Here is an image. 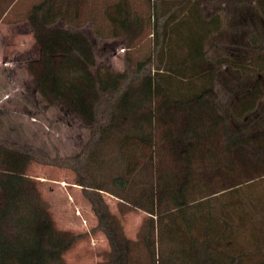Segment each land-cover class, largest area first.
Here are the masks:
<instances>
[{"label":"rangeland","instance_id":"rangeland-1","mask_svg":"<svg viewBox=\"0 0 264 264\" xmlns=\"http://www.w3.org/2000/svg\"><path fill=\"white\" fill-rule=\"evenodd\" d=\"M42 1L0 0V142L19 149H38L39 159L32 161L26 170V176L32 180L28 190L38 193L50 204L59 230L78 236L63 254L65 261L68 264H117L118 251L110 237L115 238L124 251L126 237L132 249L127 251L124 264L148 263L150 257L139 233L150 213L107 189L85 184L109 183L108 177H114L118 171L125 172L135 181V189L127 195L145 196L147 191L142 183L154 170L156 208L160 190L156 186L157 176H176L181 180L186 176L190 180L188 187L195 188L190 193L193 198L202 196L208 187L219 191L213 194L211 205L203 207L205 213L212 210L217 221L221 245L218 244L215 256L219 264H229L233 257L240 258V264H264V0H197L206 18L220 17L221 28L210 34L205 42L206 64L214 68L218 112L230 130L242 128L251 135L257 133L251 137L249 148L236 145L227 151L221 142V127L208 141L197 143L199 149L191 162H186L183 155L193 154V150L184 148L177 153L167 135H161L163 128L165 132L172 127V113L156 98L153 100V139L122 136L112 156L123 168L111 172L87 163V152L94 145L96 130L86 126L65 102H51L37 88L35 77L42 72L44 62L29 16L34 6ZM154 1L54 0V26H74L83 30L94 43L99 67L127 71L131 76L136 74L139 62L150 57L151 63H147L146 69L151 65L154 72L160 60L181 61L187 52L179 34L171 32L165 46L171 42L174 55L157 53ZM162 1L169 7L181 0ZM118 3L132 11L129 29L112 20L118 14ZM235 62L261 69L244 71L234 65ZM256 80L259 87L254 85ZM252 86L256 87V96L259 89L262 90L256 102L249 96L237 99ZM112 101L110 98L109 105ZM245 105H253V108L244 112ZM178 119L179 124L184 121L182 113ZM157 135L166 139L162 140V145L157 143ZM105 151L101 149L102 153ZM158 153H162L161 159H157L160 158ZM90 197L96 200L97 210ZM3 199L0 185V203ZM167 200L171 203L170 198ZM145 203L148 204V200ZM159 215L155 214L156 221ZM225 222L229 223L227 228ZM177 233L174 229L172 235L176 241L174 244L165 241V248L167 252L175 248L183 254L187 249L179 243ZM183 237L181 242L185 240ZM157 248L159 250L158 241ZM179 264H183L182 261Z\"/></svg>","mask_w":264,"mask_h":264},{"label":"trees","instance_id":"trees-1","mask_svg":"<svg viewBox=\"0 0 264 264\" xmlns=\"http://www.w3.org/2000/svg\"><path fill=\"white\" fill-rule=\"evenodd\" d=\"M53 1L43 0L36 4L29 16L44 62L42 72L37 74L35 81L39 91L51 102H65L86 126L96 130L94 145L87 152L89 166L93 164L104 167L107 172L123 168L121 162L117 164L115 156H112L122 136L153 139V100L156 98L172 113V127H168L165 132L163 128L161 135H167L166 138L173 143L172 148L177 153L184 148L193 150V154L190 152L183 155L186 162H191L199 149L197 143L208 141L212 135L219 133L221 127L223 148L227 151L236 145L249 148L248 144L253 139L251 137L257 133L251 135L242 128L230 130L225 118L218 112L214 68L206 64L208 57L205 42L210 34L221 28L220 17L215 15L206 18L199 1L181 0L169 7L162 0L154 1L157 53L161 54L162 51L163 56L174 55L175 49L169 45L171 42L165 46L171 32L179 34L187 46V52L181 61L160 60L154 72L151 65L146 69L147 63H151L148 57V61L139 62L136 74L131 76L127 71L99 67L94 43L83 30L74 26L55 27ZM116 6L118 14L113 20L129 29L132 23L131 9L120 3ZM59 13L62 14V11ZM179 27L186 32L179 30ZM235 63L244 71L261 69L250 64ZM254 85L259 87V81L256 80ZM255 86L248 88L237 99L249 96L256 102L262 90L259 89L256 96ZM110 98L113 101L109 105ZM245 102L249 103L250 100ZM159 105L157 108L161 110ZM251 108L253 105H245L243 111L247 112ZM181 113L184 121L179 124ZM161 135H157L156 140L160 145L163 144L162 140H166ZM102 148L110 151L102 153ZM161 156L162 153H158L160 158L157 159H161ZM36 159H39V154L35 147L19 149L0 142V185L4 191V199L0 203V264H68L63 254L78 238L69 231L59 230L50 211V204L38 193L29 192L32 180L26 176V170ZM152 159L151 156L148 161L150 170ZM113 176L106 179L109 183L84 184L107 189L150 213L139 233L150 257L147 264H179L181 261L183 264H219L215 256L217 246L221 245L220 234L216 229L218 226L215 224L217 221L212 210L207 213L203 211L204 205H211L212 196L218 190L208 187L207 192L200 196L206 197L207 201H197L200 197L193 198L190 195L195 188L188 187L190 180L186 176L184 180L176 176H157L156 186L160 190L157 193L156 208L154 170L149 172L146 182L142 183L147 191L145 196L140 194L144 198L140 195H127L135 189V181L127 177L125 172L118 171ZM99 195H102L101 192ZM167 197L171 203L167 202ZM92 200L97 210L96 200ZM147 200L148 204L145 203ZM195 207L198 208L192 209ZM174 208L178 209L175 211ZM155 214H160L158 221ZM112 217L116 221V217ZM228 225L225 222L226 228ZM174 229L179 232V243L187 249L183 254L175 248L166 251L165 241L170 240L173 244L176 241L172 235ZM182 236L185 239L183 242ZM110 239L118 251L117 264L126 263L127 251L132 249L129 248L130 239L125 237V251L120 249V243L115 238ZM229 264H240V258L233 257Z\"/></svg>","mask_w":264,"mask_h":264},{"label":"crops","instance_id":"crops-1","mask_svg":"<svg viewBox=\"0 0 264 264\" xmlns=\"http://www.w3.org/2000/svg\"><path fill=\"white\" fill-rule=\"evenodd\" d=\"M113 20V19H112Z\"/></svg>","mask_w":264,"mask_h":264}]
</instances>
